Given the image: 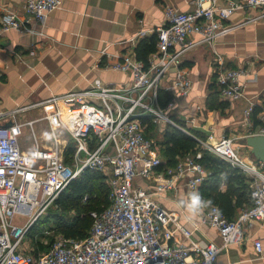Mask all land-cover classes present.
Returning a JSON list of instances; mask_svg holds the SVG:
<instances>
[{
  "label": "built area",
  "instance_id": "2783aa9c",
  "mask_svg": "<svg viewBox=\"0 0 264 264\" xmlns=\"http://www.w3.org/2000/svg\"><path fill=\"white\" fill-rule=\"evenodd\" d=\"M61 4L62 0H25L26 17L16 9H7L0 21V33L11 28L33 30L27 26L29 22H44ZM195 4L192 10L166 5V22L155 30L157 49L148 62L127 54L110 65L131 71L129 83L96 78L85 89L41 101L62 102L67 107L62 110L57 106L45 116L52 129L48 146L37 142L24 152L19 141L21 125H0V264H238L219 261V254L224 246L244 240L247 222L264 217V161L245 158L234 136L219 138L210 132L205 138L195 136L200 150L187 152L175 164H166L155 141L147 136L143 121L144 116H150L155 122L179 125L169 111L173 101L163 104L160 91L173 90L181 95L192 91L193 79L183 65V54L199 43L213 45L241 24L264 17V0H227L224 4L195 0ZM252 9L256 12L247 14L243 21H228L236 10ZM194 33L200 37L194 38ZM250 74L246 66L219 68L216 81L221 96L242 97ZM35 105L0 113V118ZM254 109L250 101L245 109L248 123L253 120ZM61 125L74 143L73 161H67L68 144L56 132ZM252 133H264V125ZM203 149L228 160L250 179L252 204L237 218H229L215 203L207 206L202 201L197 208L200 221L216 227L223 244L196 240L193 230L178 226V217L156 199L159 193L177 189L180 179L186 178L189 188L198 190L209 174L200 160ZM86 168L106 174L109 205L90 211L93 224L86 236L61 235L48 250L32 253L25 240L33 218L53 204ZM138 177L154 180V190L139 184ZM255 242L261 252L262 240Z\"/></svg>",
  "mask_w": 264,
  "mask_h": 264
},
{
  "label": "crops",
  "instance_id": "0c3cea01",
  "mask_svg": "<svg viewBox=\"0 0 264 264\" xmlns=\"http://www.w3.org/2000/svg\"><path fill=\"white\" fill-rule=\"evenodd\" d=\"M226 2L219 0L220 4ZM24 4L25 0H0V21L10 8L25 18ZM167 4L182 10H192L196 5L195 0H62L44 22L34 19L27 24L33 30L11 28L0 33V113L37 104L14 116H1L0 125H21L19 141L24 152L34 148L37 142L48 146L52 129L45 116L57 106L62 110L67 107L62 102L57 105L41 101L70 90L85 89L96 78L115 84L129 83L133 77L131 71L114 69L110 65L124 55L137 56L136 46L141 39L151 37L156 28L166 22ZM252 12L256 10H236L228 21L241 22ZM192 36L198 39L200 34ZM183 65L193 79L192 91L181 95L167 90L172 95L169 101L174 103L169 111L178 126L202 138L210 132L219 138L234 136L245 158H253L250 147L241 141L264 125V17L241 24L220 36L213 45L199 43L183 54ZM238 66H246L251 71L245 79L244 95L225 100L216 81L219 68ZM250 101L255 104L257 122L246 120L245 109ZM148 125L145 123L146 128ZM168 125L154 121V127L147 134L155 141L165 161L164 139ZM56 132L68 144L65 157L70 155L71 159L67 161H73V149L69 148L70 144L74 145L71 136L64 137L60 126ZM183 155H177V159ZM137 182L150 190L155 188L154 180L138 177ZM157 196L161 204L178 217V226L193 230L196 240L224 243L216 227L200 221L197 208L201 207V202L207 206L214 204L201 195L200 187L192 191L186 178L180 179L177 189ZM247 206H239L233 218ZM175 232L180 235L177 227ZM257 238L263 243L261 252L256 248ZM219 261L264 264V217L247 222L244 240L224 246Z\"/></svg>",
  "mask_w": 264,
  "mask_h": 264
},
{
  "label": "trees",
  "instance_id": "16d2710c",
  "mask_svg": "<svg viewBox=\"0 0 264 264\" xmlns=\"http://www.w3.org/2000/svg\"><path fill=\"white\" fill-rule=\"evenodd\" d=\"M157 34L151 37H144L136 46L137 57L148 61L149 55L157 49ZM172 95L165 89L160 91V99L166 104ZM225 100H228L225 98ZM252 119L257 122L256 107L253 111ZM144 123H149L148 130L154 127V121L150 116H144ZM166 129L164 143L167 160L164 162L174 164L177 162V155H183L189 151L196 152L202 147L198 139L191 133L181 129L176 124H169ZM149 136V135H147ZM70 150L74 148L73 144L69 145ZM70 160V155H67ZM201 162L209 170V174L204 182L200 185V193L211 203L218 204L229 218L236 215L239 206H246L252 203L250 179L238 167L224 159L220 155L209 149H203ZM106 174L94 168H86L82 174L73 179L60 193L56 199L57 205L62 207L59 210L55 205L50 210H57L59 217L58 228L64 232L65 236L84 237L86 236L93 224V217L90 213L92 209H102L109 205L110 187L107 183ZM225 187V188H224ZM86 196L87 200L83 198ZM77 211L74 218L67 216V209ZM63 216V217H61ZM38 247L45 249L49 245L38 243ZM31 251V250H29ZM37 254L39 250L31 251Z\"/></svg>",
  "mask_w": 264,
  "mask_h": 264
},
{
  "label": "rangeland",
  "instance_id": "374dc122",
  "mask_svg": "<svg viewBox=\"0 0 264 264\" xmlns=\"http://www.w3.org/2000/svg\"><path fill=\"white\" fill-rule=\"evenodd\" d=\"M64 133L63 136H70L68 131L66 130V128L64 126H60ZM59 132H61V129H58ZM253 134V133H251ZM155 139V138H154ZM156 140V139H155ZM242 143V141H241ZM238 147V146H237ZM249 150L251 151V148H249ZM240 153L242 154V148L239 149ZM246 152V150H245ZM243 155V154H242ZM244 157H246V155H243ZM107 180V179H106ZM108 183V181H107ZM156 199L160 200L159 196H156ZM84 201L87 200L86 196L83 198ZM56 206L59 210H62V207L57 205L56 200L53 202V204H51L46 210H44L42 213L38 214L37 216H35V218H33L32 222H31V226L30 229L27 233L26 236V240H25V247L28 250H31L34 252V250H39V251H46L50 248V246L52 245V243L54 242V240L61 236V235H65L64 232H62L59 228H58V222H59V217H57L56 213H60L57 208L56 210H50L51 207ZM54 206V208H55ZM67 216L74 218L77 211L74 209H67L66 210ZM63 217V216H61ZM24 219V218H23ZM21 219V220H23ZM38 243H43L44 245H49V248L46 247L45 249L38 247Z\"/></svg>",
  "mask_w": 264,
  "mask_h": 264
},
{
  "label": "water",
  "instance_id": "95a60500",
  "mask_svg": "<svg viewBox=\"0 0 264 264\" xmlns=\"http://www.w3.org/2000/svg\"><path fill=\"white\" fill-rule=\"evenodd\" d=\"M242 142L251 148V154L255 158L264 161V133L249 134Z\"/></svg>",
  "mask_w": 264,
  "mask_h": 264
},
{
  "label": "clouds",
  "instance_id": "9594fccd",
  "mask_svg": "<svg viewBox=\"0 0 264 264\" xmlns=\"http://www.w3.org/2000/svg\"><path fill=\"white\" fill-rule=\"evenodd\" d=\"M198 199V198H197Z\"/></svg>",
  "mask_w": 264,
  "mask_h": 264
}]
</instances>
